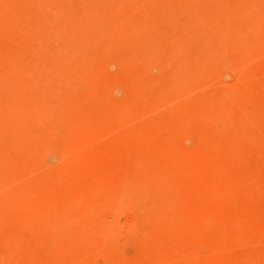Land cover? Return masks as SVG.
Returning a JSON list of instances; mask_svg holds the SVG:
<instances>
[{"label":"rangeland","instance_id":"obj_1","mask_svg":"<svg viewBox=\"0 0 264 264\" xmlns=\"http://www.w3.org/2000/svg\"><path fill=\"white\" fill-rule=\"evenodd\" d=\"M0 264H264V0H0Z\"/></svg>","mask_w":264,"mask_h":264}]
</instances>
